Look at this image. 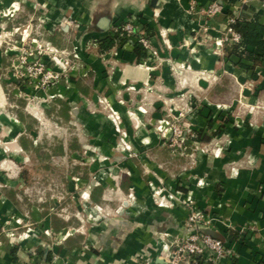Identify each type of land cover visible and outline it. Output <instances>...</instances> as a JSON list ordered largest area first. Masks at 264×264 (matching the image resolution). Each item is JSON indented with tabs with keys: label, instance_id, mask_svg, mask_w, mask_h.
<instances>
[{
	"label": "crops",
	"instance_id": "1",
	"mask_svg": "<svg viewBox=\"0 0 264 264\" xmlns=\"http://www.w3.org/2000/svg\"><path fill=\"white\" fill-rule=\"evenodd\" d=\"M25 1L0 0V10L43 11ZM212 1L48 0L51 13L35 29L45 23L42 38L50 43L47 37L61 31V50L77 49L79 60L69 78L40 91L34 103L11 77L21 27L0 17V264H166L161 257L173 240L188 236L194 209L212 219L225 241L231 255L223 264H264V113L255 107L240 115L239 100L206 96L205 115L219 108L234 115L226 129L213 125L201 136L194 161L184 157L179 167L173 162L181 155L154 128L165 127L169 111L183 101L203 100L225 75L245 82L261 73L264 86V65L235 67L232 61L241 58L232 54L226 69V44H217L231 13L259 14L264 21L259 0H222L224 12L210 19L205 41V20L191 6ZM131 18L158 48V58L139 59L132 41L101 51L113 26ZM172 61L188 66L180 72L184 84L174 76ZM250 86L243 108L258 103ZM60 99L69 104L67 118L58 113ZM111 110L121 116L120 124ZM190 118L197 128L208 125L200 114ZM58 144L62 154L53 152ZM45 152L50 160L42 159ZM58 158L68 162L66 173L61 171L64 184H48L52 191L43 197L37 190L47 184H36L34 173L56 176ZM180 264L211 262L190 258Z\"/></svg>",
	"mask_w": 264,
	"mask_h": 264
},
{
	"label": "built area",
	"instance_id": "2",
	"mask_svg": "<svg viewBox=\"0 0 264 264\" xmlns=\"http://www.w3.org/2000/svg\"><path fill=\"white\" fill-rule=\"evenodd\" d=\"M259 2L262 15H264V0H259ZM224 7L225 5L222 0H213L209 5L201 8L197 7L195 3L192 4L191 10L196 11L205 20L203 25L205 41L210 39V19L224 12ZM155 14L158 15V12H155ZM236 22V16L228 15L223 35L217 42L218 46L223 47L225 44L240 43L241 35L234 28ZM120 30L129 36L130 41L134 43L138 42L147 51L150 58L159 57L158 48L154 46L150 37L140 27L135 18H131L123 24L114 25L111 32ZM33 43L35 44V48L30 50L24 49L23 54L19 56V61L16 66L17 75L20 78H35L38 86H55L61 80L63 74L74 67L73 61L65 50L55 47L50 42H43L34 38ZM74 55L78 57L76 53ZM111 111L113 112L114 122L120 124L121 116L119 113L115 110ZM185 125L186 123L181 125L180 123L172 124L168 122L165 127H158L163 135H168L167 140L170 142L169 145L174 151L179 150V153H184V150L187 149L186 142L189 140ZM125 148L131 149V146L125 144ZM210 222L211 220L207 215L195 209L192 210L186 222L189 234L184 238H176L170 243L166 250V255L161 257L165 260L166 264H180L183 261L194 258V256L205 258L211 264H221L225 257L230 256V251H228L224 240L206 234L201 230L203 226H207ZM140 264H151V262L145 261Z\"/></svg>",
	"mask_w": 264,
	"mask_h": 264
},
{
	"label": "rangeland",
	"instance_id": "3",
	"mask_svg": "<svg viewBox=\"0 0 264 264\" xmlns=\"http://www.w3.org/2000/svg\"><path fill=\"white\" fill-rule=\"evenodd\" d=\"M28 1L32 4V6H36L37 8H42L43 11H38V13L35 15L32 12H29L26 9L25 13H19L20 9L16 10V7H14L10 12H4V10H0V17H9L11 19H13L14 22H18V26H20L21 28H18V34L20 32V39L22 41V43L20 45H18L17 51L19 52V55L14 59V61L12 62L11 65V72H12V78L15 81V83H17L18 85L21 86V88L26 89L27 93H26V97L30 102H39L40 99H38L37 95L40 91H47L48 87L47 86H38L35 80V78H28V77H24V78H20L19 75H17V63L19 61V56L21 54H23V50L24 49H33L35 48V44L33 43V39L36 38L39 41H45L42 37H44V24L43 25H39V27L37 28V30L34 27V23L35 22H41L39 20H41V18L44 17V20L46 18L47 15H49L51 13L50 7L48 5V0H27L25 1L24 4H29ZM23 4V5H24ZM65 15H68L67 13ZM43 16V17H42ZM64 17V16H63ZM63 19V18H62ZM65 20V19H64ZM125 22V21H123ZM22 23H26V25H22ZM20 24V25H19ZM41 24V23H40ZM120 24V23H119ZM117 24V25H119ZM36 32V34H34ZM46 42V41H45ZM13 43V41H12ZM225 46V45H224ZM69 56L70 59L73 61V65L75 63L78 62V57H75V53H78L77 49L76 51L73 50V52L71 50H65ZM79 54V53H78ZM159 62H163L161 58H159L156 63L158 64ZM230 59L229 57H227L226 53H225V58L222 61V66L229 67L230 64ZM233 65L235 67H240V62H238L236 59L235 61H232ZM160 64V63H159ZM171 65V70L174 74V76L177 78L178 83H182L184 84L185 79H183L181 77L180 72L186 68H188V66H186L185 64H182L181 62H177V61H172L170 63ZM73 71V69H69L68 71H66L61 80L69 78L71 72ZM12 80V81H13ZM19 80H21V82H19ZM60 80V81H61ZM59 81V82H60ZM221 82L219 83V85L217 87H212L211 90H207L206 92H204L203 95H201V98L203 100H199L196 99L197 101H192L191 104H189L186 101H183V106L179 107L178 109L174 110L171 109V111H169V118H170V123H180L181 125H183V123H186V127H187V137L189 138V140H192V142L190 143L189 146L191 147V151H188V149L184 150V153H179L181 157H179L177 159V161H174V165L176 167H179L181 165L184 164L185 160L183 159L184 157L188 158V160L190 161V163H192V161H194V153L195 151V145H197L196 143V137L197 134H200L201 136L203 135H207L211 133V128L214 125V128L217 130H224L227 127V123L230 121L229 118L232 117V115H234V113H231L229 115H227L225 109L223 110L222 108H219L218 111H214V112H207L205 115V110H206V104L202 103L205 101V97L207 96V98H209L210 100H216L217 98L219 99H225V97H227L226 95L229 96V99H233V100H239L240 103V108L238 110L239 114H246L248 113L249 110H254V108L256 107L257 110H261L264 113V86L262 87L261 81H262V75L261 73H258L257 75L253 76H249V78L245 81L242 82L239 79L230 77L229 75H225L223 76V78L220 80ZM58 83L55 84V86H57ZM249 83L252 84L251 91H252V95H254L255 98V102H258L256 104H253L252 106L249 107V109L247 107L244 106V108L242 107L243 102H245V97H247V95L245 94V88L249 86ZM228 86V90L230 88L229 91H225V92H220L221 88H225ZM54 86H50L49 88H52ZM25 90V91H26ZM180 100H185L184 94H182L179 98ZM225 112V113H224ZM200 114L204 117L207 118L208 120V125L205 126L203 129L202 128H197L196 125L190 120V116L193 114ZM154 128L156 129V132H158L160 134V137L164 140V142L166 143L167 146H169V148H172L169 144L170 142L167 140V136L163 135L162 132L159 131L157 126H154ZM197 128V129H196ZM170 137V136H169ZM172 137V136H171ZM125 144H127V142H124V146ZM199 144V143H198ZM128 145H131L130 143ZM173 149V148H172ZM131 150V149H130ZM174 150V149H173ZM177 150V149H176ZM190 150V149H189ZM56 164L59 166L60 168V172L58 174H56V176H45L43 174H39V173H34V176L37 175L36 179H34L35 181H38L36 184H47V188H42V189H38L36 192L39 195H42L43 197L46 196L48 194V192L52 191L50 185L48 184H64L63 179H62V172L66 173L67 170V165L68 162L66 159H59L58 158V162H56ZM62 171V172H61ZM174 176V175H172ZM74 181V180H73ZM176 183L179 184L178 180H176ZM74 184H81L80 181L75 180ZM211 222L207 225L209 227H211V223H212V219L210 218ZM212 228V227H211ZM233 255V254H232ZM235 256V255H233ZM223 264V262L221 263Z\"/></svg>",
	"mask_w": 264,
	"mask_h": 264
},
{
	"label": "trees",
	"instance_id": "4",
	"mask_svg": "<svg viewBox=\"0 0 264 264\" xmlns=\"http://www.w3.org/2000/svg\"><path fill=\"white\" fill-rule=\"evenodd\" d=\"M227 4H233L237 2L238 0H223ZM237 17V22L234 25L235 30L240 33L241 35V41L240 43H230L225 46V51L227 57H229L232 54H235L241 58L240 66L246 69L254 68L258 65H264V21H262L261 16L259 14H255L254 16H246V15H234ZM124 22H121L120 24H123ZM149 30V29H147ZM51 43L61 49L64 47L63 44V34L61 31H56L53 35H49L47 37ZM130 41L129 36L124 33L123 31H117V32H111L109 36H107L104 40H102L100 44V49L103 52L110 51L115 46L124 47L125 44H127ZM134 50L138 53V58H147L148 53L146 50H144L138 42L134 43ZM252 62L251 64H248L245 61ZM58 104H60V110L58 113L64 117H68V111H69V104L64 100H58ZM20 119L25 120V116L23 113H20ZM29 127V126H28ZM30 129V128H28ZM25 139V138H22ZM196 141L201 140V135L197 134V137L195 139ZM29 140L27 142H24V149H29ZM192 140H187V149L188 151H191L190 143ZM40 148H36V150L39 152ZM190 149V150H189ZM53 152L57 154H62L64 152L62 144H58L54 146ZM42 159L50 160L51 155L48 152H45L44 155H42ZM46 167H49V164H46ZM80 169V166L76 167V171ZM24 176L28 179V173L26 170H24ZM88 173V172H87ZM87 173L85 175H87ZM100 191V188H98V192ZM193 259L201 260L202 257H195Z\"/></svg>",
	"mask_w": 264,
	"mask_h": 264
},
{
	"label": "water",
	"instance_id": "5",
	"mask_svg": "<svg viewBox=\"0 0 264 264\" xmlns=\"http://www.w3.org/2000/svg\"><path fill=\"white\" fill-rule=\"evenodd\" d=\"M201 230H202L204 233H206V234H209V235H211V236H213V237L219 238V237H217V235L215 234L214 230H213L211 227H209V226H203V227L201 228Z\"/></svg>",
	"mask_w": 264,
	"mask_h": 264
}]
</instances>
